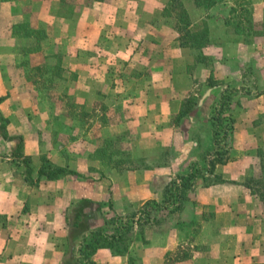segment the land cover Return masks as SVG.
<instances>
[{
    "label": "crops",
    "instance_id": "0c3cea01",
    "mask_svg": "<svg viewBox=\"0 0 264 264\" xmlns=\"http://www.w3.org/2000/svg\"><path fill=\"white\" fill-rule=\"evenodd\" d=\"M24 1L20 13L45 28L48 46L64 52L65 62L80 69L82 95L104 99L107 121L97 122V150L84 143L76 157L69 150H45L36 132L40 125L24 123L33 132L19 137L32 160L35 180L43 155L76 173L44 178L35 186L15 168L10 152L16 142L0 136V264H65L67 256L75 257L72 264H83L78 253L82 237L77 246H69L67 217L74 205L91 202L96 209L90 229H106L109 217L129 215L151 200L162 201L170 183L194 169L201 174L173 218L144 232L135 230L134 236L141 232L139 256L146 264L163 263L176 252L181 236L198 223L214 231L213 248L224 252L231 264H264V207L246 187L258 151L264 150V0L249 1L256 22L251 36L230 41L224 30L220 43L203 50L212 66L200 63L195 74L175 29L163 16L168 0H102L83 8L80 17L60 14L58 0ZM214 1L213 9L219 7ZM6 8L4 4L0 11ZM226 10L221 28L231 17L232 8ZM10 12H5L7 18H21ZM211 74L219 87L209 88ZM199 85L205 91L198 108L189 119L177 121L183 102L198 96ZM248 87L259 91L249 95ZM229 88L236 90L231 98H237L228 112L234 121L229 161L210 172L206 169L215 149L211 117ZM86 109L92 111L93 105ZM122 136L130 140L124 143L130 149L126 160L143 166L121 170L122 151L116 147H122ZM110 138L115 142L111 151L103 149ZM155 160L162 164H151ZM204 214L207 217L201 218ZM129 258L128 251L114 256L103 248L91 259L94 264H130ZM176 264H196V256Z\"/></svg>",
    "mask_w": 264,
    "mask_h": 264
},
{
    "label": "rangeland",
    "instance_id": "374dc122",
    "mask_svg": "<svg viewBox=\"0 0 264 264\" xmlns=\"http://www.w3.org/2000/svg\"><path fill=\"white\" fill-rule=\"evenodd\" d=\"M99 1L102 0H58V12L65 16L72 14L80 17L83 8ZM216 1L219 7L213 9L212 12H215V14L210 22L217 28V31L215 30L217 37L222 38L225 28H221V26L225 21L226 9L229 10V8H232V10L236 12L243 9L247 10L248 18L251 19L252 25H254L255 20L252 5H242L250 0ZM19 3H21V5L26 4L24 0L0 1V6L7 4L4 13L0 11V14L3 15L0 17V97L3 98L0 103V113L6 119L9 136L12 138L19 137L22 136L23 132H33L32 128L30 129L23 125L27 122L37 123L41 128L36 132H38L45 150L61 149L63 152L69 150L73 151L75 154L74 157L77 156L76 153H80L84 149V143H86V146H89L91 151L97 150V141H99L96 131L97 122L103 123L104 120L107 121V115L105 116L104 114L107 109L104 99L87 98L82 95V85L79 81L82 74L80 69L65 62L64 52L53 50L48 46L50 39L48 31L42 27L38 28L27 20L23 14L20 13L24 10ZM167 3L168 1L166 4ZM9 10H11L10 13L13 12L21 18L15 17L11 19L10 16V19L7 18L8 15L5 12H9ZM169 22L170 24L172 23L171 20ZM262 31H264V27ZM228 38L230 41L237 39L243 41L242 37L237 38L233 35H229ZM218 43H220V40ZM185 53L189 58L191 72L195 74L194 72L198 65L195 63V56L200 52L189 49L185 50ZM202 53L204 54V51H202ZM73 54L77 55L76 51H73L72 55ZM207 57L210 58V56ZM208 63H212L211 60ZM208 66L210 67L212 65L209 64ZM253 69L254 67L249 68V70ZM112 79L114 78L110 76L109 80L111 81L109 85H112ZM250 85H252V83H250ZM255 89V87H248L247 90L249 91V95H253V91H256L254 93V95H256L259 90ZM204 91L201 85H199L195 91L198 95L196 97H199L200 101L203 98L202 95ZM236 100V97L231 98V104L236 102ZM88 104L93 105V110L90 112L86 109ZM102 113L104 116H101ZM118 141L122 143V147H116V150L120 148L122 151L121 156L123 160L120 165L121 170L144 165V163L141 162H130L126 160L127 153L130 150L129 147L126 146L127 144L124 145V143L130 142L127 137L122 136ZM114 143V139H106V147H103V149H109L111 151L114 148ZM15 148L16 146H14L12 152H10L11 157ZM257 156L258 163L255 169H253L252 177L261 174V160L259 154H257ZM41 157L48 158L46 155ZM160 160H162V158ZM14 164L19 175L27 171L24 166L19 167L15 162ZM151 164L160 165L162 161L155 160L151 162ZM105 165L110 166L112 163H105ZM188 200L190 201L189 198ZM95 209V206H91L92 212H94ZM139 211L140 210L136 212ZM136 212H131L129 215L122 216V218L125 221H130L128 218ZM175 213L170 214L167 211L152 212V216L155 217L153 218V224L151 223L143 227H139L135 224L131 235L126 238L128 240L127 251L134 260L133 264H146L145 260L139 256L138 251L142 246L139 240V233L141 232L138 231L137 236H134L136 233L135 230L142 228L144 232L152 225H158L163 221L170 220ZM139 216L138 214L136 220H138ZM206 217V214L201 216V218ZM108 219L106 231L111 234L116 231L115 223L117 224L119 221L117 216H111ZM197 224L194 225V227L190 226L186 234L181 236L182 240H180L176 252H171L163 263L160 262L162 261L160 258H157L160 260L158 264H176V262L183 259L185 260L187 256L189 258L191 255L196 256V264H231L232 260L223 256L224 252H218V250L213 248L212 238L214 237V231L203 226V224L200 226ZM130 225H133L132 220L130 221ZM161 244L162 239L160 241L157 240L155 242V248H157V246L160 247Z\"/></svg>",
    "mask_w": 264,
    "mask_h": 264
},
{
    "label": "trees",
    "instance_id": "16d2710c",
    "mask_svg": "<svg viewBox=\"0 0 264 264\" xmlns=\"http://www.w3.org/2000/svg\"><path fill=\"white\" fill-rule=\"evenodd\" d=\"M249 1L243 3V6L249 5ZM215 6L214 0H168V3L163 9L164 18L172 21V26L175 29L178 37L179 46L184 50L199 51L195 56V63L206 64L211 59L203 55L202 51L210 46L218 44L220 37L216 36L217 28L210 21L212 20L211 10ZM247 15V16H246ZM253 26L251 19L248 18V11L241 10L236 12L232 10L231 17L225 23V35H233L237 38L251 36ZM257 34V33H256ZM238 40V39H237ZM189 70L191 66L189 64ZM210 89L219 87L220 84L211 74L208 80ZM236 90L228 89L226 94L222 95L220 102L214 107L211 122L213 126L214 139V158L210 160L207 171L212 172L217 164H225L229 161L231 152L232 135L234 132V121L228 116L231 106V94ZM3 98L0 97V103ZM199 97L191 96L183 102L182 110L177 118V121L189 119L191 113L199 106ZM226 115V116H225ZM0 136L3 140L16 142V148L12 153L14 162L19 167H25V181L35 186L42 179L57 180L67 174H76L74 171L67 168L58 167L51 163L46 157H42V167L38 171V178H33V166L30 157L23 152L24 141L22 137H10L7 132L6 119L0 113ZM261 163V174L256 177H250L246 182V187L251 191L252 195L257 196L264 207V150L258 151ZM18 161V163H17ZM201 170L194 169L184 175H178L177 179L173 180L166 193V197L158 202L156 200L148 201L139 212L134 213L128 220L125 221L122 217H117L119 223H115L116 231L108 233L106 229L91 230L89 227V219L92 216L91 202L82 200L72 207L67 217V225L69 231V246L71 248L77 246V239L82 237L79 243L80 261L83 264H94L92 256L99 249H109L114 256H125L128 246L126 239L134 230L135 224L143 227L148 224H153L152 212L167 211L173 214L181 209L182 200L185 198V193L192 190L195 186L196 179L200 176ZM140 215L138 220L136 217ZM117 221V220H116ZM108 225V223H107ZM75 257L67 256L65 264H72ZM130 264H133V258H129Z\"/></svg>",
    "mask_w": 264,
    "mask_h": 264
},
{
    "label": "water",
    "instance_id": "95a60500",
    "mask_svg": "<svg viewBox=\"0 0 264 264\" xmlns=\"http://www.w3.org/2000/svg\"><path fill=\"white\" fill-rule=\"evenodd\" d=\"M210 94V92H208L207 96Z\"/></svg>",
    "mask_w": 264,
    "mask_h": 264
}]
</instances>
